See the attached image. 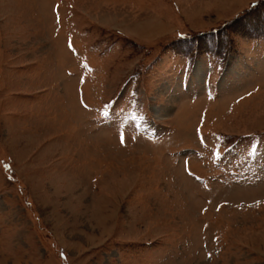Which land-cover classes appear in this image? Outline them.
I'll list each match as a JSON object with an SVG mask.
<instances>
[{
    "label": "rangeland",
    "instance_id": "1",
    "mask_svg": "<svg viewBox=\"0 0 264 264\" xmlns=\"http://www.w3.org/2000/svg\"><path fill=\"white\" fill-rule=\"evenodd\" d=\"M0 264H264V0H0Z\"/></svg>",
    "mask_w": 264,
    "mask_h": 264
},
{
    "label": "snow or ice",
    "instance_id": "2",
    "mask_svg": "<svg viewBox=\"0 0 264 264\" xmlns=\"http://www.w3.org/2000/svg\"><path fill=\"white\" fill-rule=\"evenodd\" d=\"M69 47H71V44L69 45ZM121 143H123V139H121Z\"/></svg>",
    "mask_w": 264,
    "mask_h": 264
}]
</instances>
